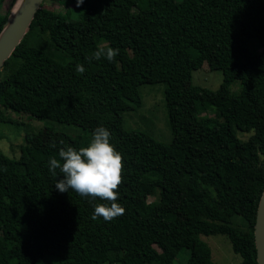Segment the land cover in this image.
Instances as JSON below:
<instances>
[{"label":"trees","instance_id":"16d2710c","mask_svg":"<svg viewBox=\"0 0 264 264\" xmlns=\"http://www.w3.org/2000/svg\"><path fill=\"white\" fill-rule=\"evenodd\" d=\"M46 1L0 71V106L50 122L26 136L19 158L0 151V264H174L184 248L185 264H215L203 234H226L243 264H257L264 0H50L75 4L78 19ZM10 8L0 9V32ZM89 20H98L92 29ZM108 47L119 49L113 61L89 59ZM204 63L223 72L218 89L173 83ZM236 80L242 90L232 93ZM146 83L166 84L171 143L124 128ZM55 123L85 130L68 135L77 150L97 127L110 131L123 157V215L93 220V205L107 201L56 189L63 175L48 164L68 146L43 140L65 135ZM238 130L253 133L243 140Z\"/></svg>","mask_w":264,"mask_h":264},{"label":"rangeland","instance_id":"374dc122","mask_svg":"<svg viewBox=\"0 0 264 264\" xmlns=\"http://www.w3.org/2000/svg\"><path fill=\"white\" fill-rule=\"evenodd\" d=\"M12 0H5L1 6V12L5 13L9 10ZM45 7L57 9L68 13L70 18L78 19L80 10L75 4L61 5L50 0L45 2ZM98 20H89L90 25H84L87 29H92ZM264 65V64H263ZM224 80V74L221 70L210 69L208 63H204L201 68L193 72L190 80L176 79L173 83L180 88H187L191 85H199L209 89H218ZM165 83H146L140 86V95L142 103L140 105L133 104V108L125 111L123 116V124L126 130L138 131L152 136L154 139L171 143L173 133L169 123L168 110L165 96ZM232 93H239L242 90V84L239 80L234 81L230 85ZM6 120L0 121V151L12 158H19L21 155V146L26 142L28 134L38 135L46 125L50 124L45 120L30 117L24 113H18L13 110H7L0 106ZM59 130L67 135L60 137L58 133H48L43 137L47 142H57V144H65L72 146L73 139L68 135L76 136L77 134H85V130L80 126L73 124L55 123ZM253 132H243L238 130V136L246 140ZM42 135L45 132L41 133ZM40 140H42L40 138ZM157 195H151L147 198H139L145 202L156 201ZM238 220V219H237ZM211 247L212 259L215 264H243L242 257L237 254L232 246L230 238L226 234L202 235ZM190 257L189 249H182L177 255L174 264H185ZM119 264V263H115Z\"/></svg>","mask_w":264,"mask_h":264},{"label":"clouds","instance_id":"9594fccd","mask_svg":"<svg viewBox=\"0 0 264 264\" xmlns=\"http://www.w3.org/2000/svg\"><path fill=\"white\" fill-rule=\"evenodd\" d=\"M84 0H77V6ZM119 53V49L108 47L99 48L89 59L100 60L105 57L113 61ZM76 71L84 73L85 68L77 64ZM110 131L104 127H97L92 139L87 146L76 148L68 146L59 150V158H52L48 167L53 177H57L59 169L63 179L56 180L55 187L61 193L76 192L82 197H90L92 200L99 198L108 203L93 205L92 219L102 217L106 222L124 214L125 209L117 203L118 189L123 183V157L115 146L110 143ZM62 143V142H61ZM52 147H55L53 143Z\"/></svg>","mask_w":264,"mask_h":264},{"label":"water","instance_id":"95a60500","mask_svg":"<svg viewBox=\"0 0 264 264\" xmlns=\"http://www.w3.org/2000/svg\"><path fill=\"white\" fill-rule=\"evenodd\" d=\"M45 0H15L0 32V71L27 34ZM254 240L257 264H264V189L262 191L256 221Z\"/></svg>","mask_w":264,"mask_h":264}]
</instances>
